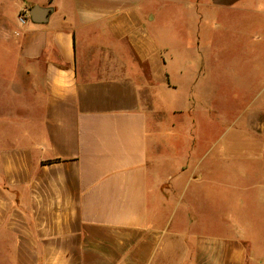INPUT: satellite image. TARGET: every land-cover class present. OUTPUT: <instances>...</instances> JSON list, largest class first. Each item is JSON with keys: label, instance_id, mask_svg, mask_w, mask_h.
Returning <instances> with one entry per match:
<instances>
[{"label": "crops", "instance_id": "obj_1", "mask_svg": "<svg viewBox=\"0 0 264 264\" xmlns=\"http://www.w3.org/2000/svg\"><path fill=\"white\" fill-rule=\"evenodd\" d=\"M161 2L0 0V264H264V0ZM231 37L255 90L235 154L250 166L221 183L232 213L210 231L208 198L184 195L215 170L163 171L157 110L193 128L222 83L209 45L220 66Z\"/></svg>", "mask_w": 264, "mask_h": 264}, {"label": "rangeland", "instance_id": "obj_2", "mask_svg": "<svg viewBox=\"0 0 264 264\" xmlns=\"http://www.w3.org/2000/svg\"><path fill=\"white\" fill-rule=\"evenodd\" d=\"M170 1L173 2V0H162L161 3L165 5ZM174 1H178V5H183L185 8L188 7L189 0ZM180 20L181 17L170 18L163 23V25L171 26L170 31L166 32L167 36L172 35L175 37L178 35V30L174 27V24L180 22ZM209 22H211V25L208 28V37H212L214 32H217V35L224 33L223 28L219 27L218 21L214 24V21L209 19ZM224 36L228 37L225 33L218 35V37ZM231 40L232 37L226 39L222 44L226 50L220 66L218 65L217 44L212 42L209 45L208 66L210 75L216 78L219 72L222 83L221 88L214 87L210 92L215 95V102L211 104V108H206L209 106L207 104H204L206 107L202 105L195 107L193 114L195 126L193 128L190 118H183L181 123H177V119L175 120L176 114L172 113L173 107L166 106L162 101V103L159 102L157 110L161 122L160 129L157 130L165 139L160 151V162L163 163V171L166 172V168L169 170L172 164L177 162L192 165L202 161L203 164V158L205 165H211L212 169L215 170L210 174L211 177H207L209 182L205 181L203 184L196 181L190 182L188 187H185L187 190L184 195L189 198L194 193V196L208 198L209 206L213 208L212 212H214L209 214L213 218L207 221L209 223L207 230L210 231H221L226 228L227 226H217L218 223L222 222L218 217L221 214L223 216L224 213L226 215L232 213L233 204L228 207L226 204L223 205L217 202L223 196L227 197L226 199H233L234 196V189L232 187L228 188V186L225 188L224 185L220 187L221 183L225 181V184H228L226 182L234 184L232 170L235 164L238 166L244 165L246 168L250 166L249 161L240 160L238 154L246 142L244 136L250 131L248 121L245 118L256 105V99H253L255 90L250 87L249 63L248 61H241L240 54L235 53L234 44ZM262 96H264L263 91L259 93L257 101ZM181 103L178 102L180 104L177 105L179 109L188 108V106ZM188 111L186 112L190 113ZM183 117H185V113H183ZM185 141L188 143L186 148L184 146ZM236 153L238 154L235 156ZM220 168L223 172L219 171ZM226 169H230V171H225ZM210 180L215 182L210 183ZM226 206L231 210L222 208ZM230 222L232 223V221Z\"/></svg>", "mask_w": 264, "mask_h": 264}, {"label": "water", "instance_id": "obj_3", "mask_svg": "<svg viewBox=\"0 0 264 264\" xmlns=\"http://www.w3.org/2000/svg\"><path fill=\"white\" fill-rule=\"evenodd\" d=\"M36 11V8L35 7H33L32 9H30V10H28V15L30 14L32 17H31V20H33V21H43L44 19H42V18H35V16L33 17V15H34V12Z\"/></svg>", "mask_w": 264, "mask_h": 264}, {"label": "built area", "instance_id": "obj_4", "mask_svg": "<svg viewBox=\"0 0 264 264\" xmlns=\"http://www.w3.org/2000/svg\"><path fill=\"white\" fill-rule=\"evenodd\" d=\"M18 21H19L20 23H24V21H25L24 15H19V16H18Z\"/></svg>", "mask_w": 264, "mask_h": 264}, {"label": "trees", "instance_id": "obj_5", "mask_svg": "<svg viewBox=\"0 0 264 264\" xmlns=\"http://www.w3.org/2000/svg\"><path fill=\"white\" fill-rule=\"evenodd\" d=\"M29 6V5H28Z\"/></svg>", "mask_w": 264, "mask_h": 264}]
</instances>
